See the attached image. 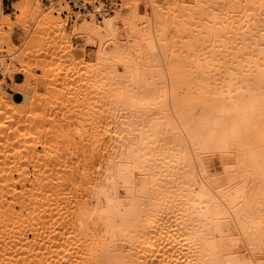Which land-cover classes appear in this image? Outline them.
I'll return each instance as SVG.
<instances>
[{
  "label": "bare ground",
  "instance_id": "bare-ground-1",
  "mask_svg": "<svg viewBox=\"0 0 264 264\" xmlns=\"http://www.w3.org/2000/svg\"><path fill=\"white\" fill-rule=\"evenodd\" d=\"M36 1L0 0V44L39 21L0 61V264H264V0L72 11L64 59Z\"/></svg>",
  "mask_w": 264,
  "mask_h": 264
},
{
  "label": "rangeland",
  "instance_id": "rangeland-1",
  "mask_svg": "<svg viewBox=\"0 0 264 264\" xmlns=\"http://www.w3.org/2000/svg\"><path fill=\"white\" fill-rule=\"evenodd\" d=\"M16 0H12L11 2L12 3H14ZM36 1V0H35ZM12 3H11V5H12ZM43 3H45V2H32V4L30 5L31 7H32V9H34V10H37V9H39L42 5H43ZM65 4V3H64ZM63 3L62 4H60V6L61 7H58V8H60V14H59V18L60 19H64V20H66L67 21V25L65 26V29H62V30H51V29H45L44 30V33H42L43 35H42V38H41V41H45L43 44H41V47H45L46 45H48V42L51 44V46H50V44H49V48L48 47H45V49H50V53L53 51L52 49H54L55 50V52L57 53V51H59L60 50V52L62 53H58L59 54V56H61L62 57V55H63V53H64V55H65V57H64V55H63V57L64 58H69V55H67L65 52H66V50L64 51V49H65V45H66V38L63 36V34H62V36L65 38V41H64V38L61 36V34H59L60 32H62L63 31V33H68L69 32V26H70V24H71V15H72V11L70 10V8L68 7V5L66 4V5H64ZM10 5V7H9V9H4V10H2V13L3 14H9L10 15V17H11V19L12 20H15V14H13V8H12V6ZM40 6V7H39ZM42 8V7H41ZM64 8V9H63ZM66 8H67V10H66ZM139 10L141 11V12H143V10H144V8H143V4H141L140 6H139ZM38 11V10H37ZM34 19V20H33ZM33 20V21H32ZM36 21V22H35ZM27 23V25H29L28 26V30H29V34L31 35V34H33V31L32 30H34V28H33V26H35V24L37 23V22H39L38 21V18L36 19V18H28L27 19V21H26ZM35 22V24L34 25H32L33 23ZM4 26V24L3 25H0V28L2 29V30H7L8 31V28L5 26V27H3ZM30 28V29H29ZM31 28H33L32 30H31ZM1 29H0V31H1ZM23 30L24 29H21V28H18V27H15L14 29H13V31L11 32V34H10V38L11 39H9L10 41H11V44L13 45H17L18 46V48H16L15 47V50L18 52L19 51V46L21 45V43L26 39V38H28L29 37V39H30V36H29V34H27L28 33V30H27V32L25 33V31H24V33H23ZM31 30V31H30ZM51 31V32H50ZM48 34H49V37H48ZM51 34V35H50ZM47 35V36H46ZM31 36H33V35H31ZM52 36V37H51ZM23 38V39H22ZM32 38V37H31ZM51 38V39H50ZM44 39V40H43ZM7 41V40H6ZM52 41V42H51ZM1 42V41H0ZM58 42V43H57ZM63 42V43H62ZM71 44H72V46L73 47H75V48H84L85 49V55H86V57H85V60H89V56H91V55H93L92 54V52L94 51V48H92V47H90V46H84L85 44H84V41L82 40V39H80V38H76V37H72L71 39H70V41H69ZM5 43V44H4ZM2 42L1 44H0V48L2 47V46H6L5 48L6 49H9L10 50V52L12 53L13 51H14V49H13V51H12V49H10L8 46H11V44H6V42ZM45 43H47L46 45H45ZM53 44H54V46H53ZM56 44V45H55ZM27 46H28V50H34V49H36L35 47H34V44L33 43H31V42H27ZM11 47H13V46H11ZM54 47V48H53ZM86 47V48H85ZM52 48V49H51ZM18 49V50H17ZM9 50H8V52H9ZM64 51V52H63ZM8 52H6L7 54H9ZM16 52V53H17ZM61 54V55H60ZM67 55V56H66ZM89 55V56H88ZM62 57V58H63ZM63 58V59H64ZM75 59V58H74ZM27 60V58L25 59V61ZM55 61V60H54ZM31 62H33L32 64L34 65V63H35V61H31ZM67 62V61H66ZM62 65V64H61ZM80 65L81 64H79L78 63V65H77V63L74 65L76 68L75 69H79V67H80ZM54 66H55V64H54ZM54 66H51V67H54ZM79 66V67H78ZM21 68H22V66H20ZM19 69V68H18ZM80 71H82L83 69H82V67H80V69H79ZM79 70H77V71H79ZM32 72L34 71V73L36 72L37 74H39V70H37L36 68L34 69V68H32V70H31ZM41 71V70H40ZM79 71V72H80ZM64 72V71H63ZM41 74V73H40ZM63 75V74H62ZM4 77V74L2 75V74H0V80L3 82L2 84H0V86H2V90L3 91H5L7 94L9 93V94H11L12 95V97H13V99H14V101L16 102V104H17V108H18V110L19 111H21V112H24L25 110H26V108H25V104L24 103H22V102H24V96L22 95V94H20L21 93V91H23L24 90V88H25V86L23 85V77H22V74H21V72L19 71L18 73H16L15 74V76H14V81L13 80H10L9 78H7V79H3L2 77ZM77 77H78V85H77V83H76V81H77ZM77 77H75L76 79H74V81H75V83H74V81L71 83L72 84V86L73 87H75L76 85L79 87V89L81 90V93L83 92V90L85 89L84 87L86 86V85H83L82 83L84 82L85 83V81H87V79H84V78H87L85 75H79V76H77ZM89 78V77H88ZM3 79V80H2ZM82 79H84V81H82ZM38 80H39V77H38ZM82 81V83H80ZM31 82H33V80L31 81ZM58 82V80H56V83ZM79 83H80V86H79ZM15 84H17V87L16 88H14V85ZM84 86H82V85ZM40 85V86H39ZM39 85H38V88H37V93H39L38 95H39V97L42 95H46V93L45 92H47V89L43 86V85H41L40 83H39ZM75 85V86H74ZM43 86V87H42ZM54 86V85H53ZM56 86V88H58V86L59 85H55ZM60 87V86H59ZM84 89H83V88ZM87 87V86H86ZM54 89V88H53ZM78 89V90H79ZM79 90V91H80ZM52 91V90H51ZM43 93V94H42ZM79 93V92H78ZM77 93V94H78ZM41 94V95H40ZM22 95V96H21ZM81 95H83V94H81ZM80 95V93H79V95H78V97L79 96H81ZM77 97H75V98H73V99H76ZM21 101V102H20ZM60 108V107H59Z\"/></svg>",
  "mask_w": 264,
  "mask_h": 264
},
{
  "label": "built area",
  "instance_id": "built-area-1",
  "mask_svg": "<svg viewBox=\"0 0 264 264\" xmlns=\"http://www.w3.org/2000/svg\"><path fill=\"white\" fill-rule=\"evenodd\" d=\"M120 0H61L62 3L68 5L71 11H80L83 13L92 12L98 18L101 17L102 14L112 12L114 6ZM11 55L7 54L5 51V47L2 46L0 48V61L1 59L9 58ZM1 74V68H0Z\"/></svg>",
  "mask_w": 264,
  "mask_h": 264
},
{
  "label": "crops",
  "instance_id": "crops-1",
  "mask_svg": "<svg viewBox=\"0 0 264 264\" xmlns=\"http://www.w3.org/2000/svg\"><path fill=\"white\" fill-rule=\"evenodd\" d=\"M12 0H1L2 10L9 9Z\"/></svg>",
  "mask_w": 264,
  "mask_h": 264
}]
</instances>
